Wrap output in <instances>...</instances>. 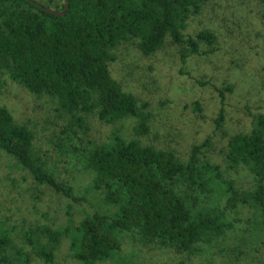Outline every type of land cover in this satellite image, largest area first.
<instances>
[{"label":"trees","instance_id":"1","mask_svg":"<svg viewBox=\"0 0 264 264\" xmlns=\"http://www.w3.org/2000/svg\"><path fill=\"white\" fill-rule=\"evenodd\" d=\"M36 1L56 11L65 7V0ZM69 2L66 13L55 16L27 0H0V93L5 75L33 94L57 100L67 116L59 137L65 153L92 176L90 190L101 196L106 209L78 224L70 217L66 226L26 231L24 241L33 253L17 246L0 222V264H29L32 255L53 263L63 239L81 264H137L122 254L128 238L187 258L207 255L231 240L237 246L264 244V116L254 118L250 132L230 137L224 154L226 170H247L254 180L252 189L238 186L220 165L203 158L212 147L211 138L193 146L186 161L153 142L127 139L117 129L109 141L89 147L82 138L88 135L87 118L92 115L109 125L135 119L136 134L149 135L147 104L140 106L110 70L117 60L115 50L134 42L143 55L151 56L169 40L182 47L183 60L202 54V45L216 46L217 35L206 29L186 36L185 31L207 0ZM231 90L216 89L221 108L214 124L219 131L224 127L226 92ZM195 109L202 111L199 102ZM34 140L28 126L17 123L0 104V151L37 183L82 201L34 152Z\"/></svg>","mask_w":264,"mask_h":264},{"label":"rangeland","instance_id":"2","mask_svg":"<svg viewBox=\"0 0 264 264\" xmlns=\"http://www.w3.org/2000/svg\"><path fill=\"white\" fill-rule=\"evenodd\" d=\"M264 5L261 0H207L202 13L189 23L186 36L211 30L218 37L214 47L202 45L203 53L182 59V47L169 40L154 55H143L134 42L115 50L117 60L110 66L114 78L132 93L150 114L147 137L135 132L136 120L105 124L94 115L87 118L91 143L109 141L114 130L127 139L152 143L159 149L174 151L186 161L193 146L211 138L212 147L203 158L220 165L237 185L252 189L254 180L247 170L227 171L224 154L230 137L250 132L257 116H264ZM3 80L0 104L11 111L15 121L27 125L35 136L34 152L42 158L59 181L74 189L82 201L55 192L37 183L13 157L0 151V222L11 232L15 244L33 253L24 233L37 226L54 229L66 226L70 217L78 224L88 215L105 210L99 194L90 190L92 176L76 157L66 154L59 137L67 116L56 99L36 95L8 76ZM205 84V85H203ZM226 92L225 121L221 131L214 120L221 108L216 89ZM199 102L202 111L195 109ZM45 241V240H44ZM242 250V253L234 252ZM122 254L137 264H264V244L237 246L235 240L197 258L176 256L167 251L136 244L128 238ZM29 264H47L32 255ZM50 264H81L71 257L69 241L63 239ZM103 264H114L112 261Z\"/></svg>","mask_w":264,"mask_h":264},{"label":"water","instance_id":"3","mask_svg":"<svg viewBox=\"0 0 264 264\" xmlns=\"http://www.w3.org/2000/svg\"><path fill=\"white\" fill-rule=\"evenodd\" d=\"M28 2L34 4L35 6L39 7L41 10L51 14V15H55V16H63L66 11L69 9V5L70 2L69 0H65V7L62 11H56L52 8L46 7L43 4H41L40 2L36 1V0H27Z\"/></svg>","mask_w":264,"mask_h":264}]
</instances>
